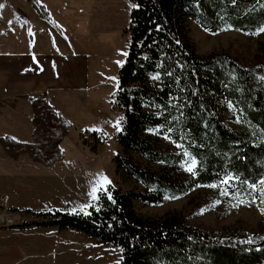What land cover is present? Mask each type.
I'll use <instances>...</instances> for the list:
<instances>
[{
	"label": "trees",
	"instance_id": "obj_1",
	"mask_svg": "<svg viewBox=\"0 0 264 264\" xmlns=\"http://www.w3.org/2000/svg\"><path fill=\"white\" fill-rule=\"evenodd\" d=\"M28 1L47 16L37 0ZM133 1L124 27L129 44L110 100L120 111L113 133L120 146L116 170L131 184H107L86 212L12 207L38 216L15 225L75 228L117 243L119 264H264V233L204 229L172 212L148 218L134 204H160L202 186L209 202L198 198L201 209L221 203L227 214L244 201L264 213L260 193L251 187L264 180V59L247 65L226 52L198 53L188 24L194 21L209 32L231 28L255 34L264 28V0ZM25 95L32 139L3 134L0 145L11 158L26 153L50 165L64 157L60 142L71 122L46 91ZM231 108L237 114L226 115ZM229 117L243 126L230 125ZM91 133L94 140L84 131L82 139L96 151L107 134ZM193 200L188 204L196 209Z\"/></svg>",
	"mask_w": 264,
	"mask_h": 264
},
{
	"label": "rangeland",
	"instance_id": "obj_2",
	"mask_svg": "<svg viewBox=\"0 0 264 264\" xmlns=\"http://www.w3.org/2000/svg\"><path fill=\"white\" fill-rule=\"evenodd\" d=\"M43 5L47 16H41L28 0H0V52L20 50L21 46L34 49L36 43L45 41L48 23L57 31L52 46L57 50L68 49L85 53L87 61L86 87H77L62 92L64 97L56 104L63 117L71 122L69 133L61 140L65 161L76 169L79 182V198L74 208L86 212L94 202L96 193L105 187L106 181L128 187L131 182L123 179L116 170L114 155L120 146L114 137V125L120 111L111 107V92L116 87L118 67L124 59L129 33L124 27L129 21V11L133 0H37ZM40 16L23 18L25 10ZM46 15V14H45ZM24 19V24L22 22ZM189 32L196 51L201 54L212 51L226 52L236 56L247 65H253L264 59V31L249 34L236 29L209 32L194 21L189 23ZM24 37V45H23ZM19 46V47H18ZM41 47H36L39 49ZM40 50V49H39ZM81 53V54H82ZM119 62V63H118ZM55 107V106H54ZM29 139H32L31 105L29 104ZM237 114L234 109L226 115ZM232 126H243L238 118H230ZM24 131L27 122L22 123ZM93 129H102L107 138L100 140L96 151L83 142L81 131L87 140H94ZM26 141V140H25ZM68 164V165H69ZM208 189L197 187L180 197L169 199L160 204H145L135 201V209L144 217L159 219L168 212L178 214L184 222L210 230L238 228L250 234L264 233V213L255 203L238 202L230 212L224 214L221 203L213 204L208 209H201L198 198L203 203L209 202ZM189 199L197 208L188 204ZM196 202L198 204H196ZM202 205V204H201ZM53 209L44 208L41 210ZM9 213L6 208L3 210ZM22 220L35 214L21 212ZM68 229L67 242L69 251L57 241L56 248L50 255L40 257L41 264H119L121 247L109 241H99L75 228ZM76 232V233H75Z\"/></svg>",
	"mask_w": 264,
	"mask_h": 264
},
{
	"label": "crops",
	"instance_id": "obj_3",
	"mask_svg": "<svg viewBox=\"0 0 264 264\" xmlns=\"http://www.w3.org/2000/svg\"><path fill=\"white\" fill-rule=\"evenodd\" d=\"M32 13L27 15L25 10L23 18L41 19L35 11ZM21 22L23 26L24 19ZM48 26L49 37L45 36L42 44L38 41L34 49L21 46L20 50L0 52V135L8 134L24 141L29 139L30 98L25 94L46 91L50 102L61 112L56 102L64 97L62 92L87 86L86 78L82 77L87 69L85 53L57 50V46H52L57 43L52 40L57 31L49 23ZM24 121L27 122L25 131ZM65 160L64 156L44 165L26 153L11 158L0 145V213L12 207L73 211L80 193L79 180L74 166ZM3 195H6L5 200H1ZM36 218L27 216V220ZM67 233L68 229L56 225L9 226L0 221V264H41L40 257L50 255L57 241L64 251H69Z\"/></svg>",
	"mask_w": 264,
	"mask_h": 264
},
{
	"label": "built area",
	"instance_id": "obj_4",
	"mask_svg": "<svg viewBox=\"0 0 264 264\" xmlns=\"http://www.w3.org/2000/svg\"><path fill=\"white\" fill-rule=\"evenodd\" d=\"M6 195H3L1 197V200H5ZM0 221L5 225H14L16 223H19L22 220V215L20 211L17 210H11L9 213L6 211H2L0 213Z\"/></svg>",
	"mask_w": 264,
	"mask_h": 264
},
{
	"label": "snow or ice",
	"instance_id": "obj_5",
	"mask_svg": "<svg viewBox=\"0 0 264 264\" xmlns=\"http://www.w3.org/2000/svg\"><path fill=\"white\" fill-rule=\"evenodd\" d=\"M260 31H264V28H261ZM194 168H195V161H192L191 166H189L187 168V171L193 172L194 171ZM105 182L106 183H110V181H106V180H105ZM227 182H228L227 180L224 181V183H227ZM213 186H215V185H213ZM251 187H252L253 191H258L260 193V197H261L262 203H264V180H261L259 182V185H252ZM101 190H103V189H101ZM95 192H96V189H94L93 190V193H92L94 199L96 198ZM222 194L227 195L228 193L227 192H224ZM109 198H111V197H109ZM241 202H244V201H241ZM75 211L76 210L73 209V212H75Z\"/></svg>",
	"mask_w": 264,
	"mask_h": 264
}]
</instances>
